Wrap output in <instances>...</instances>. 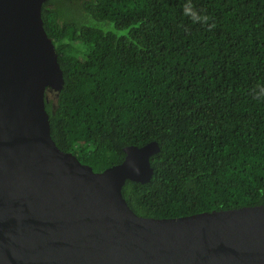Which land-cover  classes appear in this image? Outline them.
<instances>
[{
	"label": "trees",
	"instance_id": "1",
	"mask_svg": "<svg viewBox=\"0 0 264 264\" xmlns=\"http://www.w3.org/2000/svg\"><path fill=\"white\" fill-rule=\"evenodd\" d=\"M41 18L64 80L45 104L56 147L97 173L160 148L150 182L122 187L134 214L264 205V0H48Z\"/></svg>",
	"mask_w": 264,
	"mask_h": 264
},
{
	"label": "water",
	"instance_id": "2",
	"mask_svg": "<svg viewBox=\"0 0 264 264\" xmlns=\"http://www.w3.org/2000/svg\"><path fill=\"white\" fill-rule=\"evenodd\" d=\"M48 0H0V264H264V205L154 219L134 214L126 181L147 184L156 142L94 172L50 135L64 85L43 28Z\"/></svg>",
	"mask_w": 264,
	"mask_h": 264
},
{
	"label": "rangeland",
	"instance_id": "3",
	"mask_svg": "<svg viewBox=\"0 0 264 264\" xmlns=\"http://www.w3.org/2000/svg\"><path fill=\"white\" fill-rule=\"evenodd\" d=\"M75 17L78 20L77 22H79L80 24L85 25V26L93 25V26H96L97 28H100V29H102L104 31H107V32H110V33H113V34H116V35H125V34H127V30L126 29L117 30V29L114 28V26L111 23L104 22V21H102V22L94 21L93 19L89 18L86 15V13H84L82 11L80 13H77L75 15ZM52 99H54V96L50 94L48 101L52 100Z\"/></svg>",
	"mask_w": 264,
	"mask_h": 264
}]
</instances>
